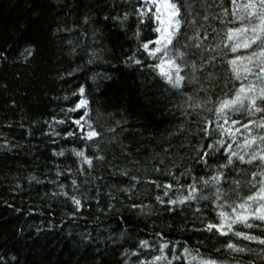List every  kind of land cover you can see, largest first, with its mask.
<instances>
[{
	"label": "trees",
	"instance_id": "obj_1",
	"mask_svg": "<svg viewBox=\"0 0 264 264\" xmlns=\"http://www.w3.org/2000/svg\"><path fill=\"white\" fill-rule=\"evenodd\" d=\"M113 2L0 0V51L8 54L7 61H0V144L7 141L11 146V150L0 149V264H124L127 258L121 253L131 248L136 239L155 242L159 239L155 233L161 231L169 240L187 241L206 256L211 255L227 264H236L237 259L240 264H250L251 261L264 264L259 255L262 246L252 241H238L242 247L254 249L251 253L235 254L223 249L217 253L215 249L222 248L227 241L194 231V228L202 227L196 219L198 214H194L196 204L175 216L163 212L162 206L154 207L151 215H140L128 212L116 200H109L107 193L112 191L123 205L131 202L126 194L117 192L119 187L127 186V178L113 173L125 167L138 168L139 165L134 166L132 160L144 164L146 158L160 152L161 141L183 120L174 107L180 103L178 95L166 92L162 81L153 80L147 71L142 74L137 67L123 63L136 48V41L132 38L135 24L130 20L129 30L125 32L114 20L104 22L105 15L115 16L124 10L119 7L113 10ZM116 2L122 3L123 0ZM214 2L219 3V0ZM225 6H230L228 0H225ZM85 15L92 16L93 20L85 24ZM212 27L222 29L216 21L212 22ZM66 28L73 31H64ZM94 30L95 36L92 35ZM85 32L87 36L82 34ZM144 32L151 36L147 29ZM224 35L221 30L217 40ZM69 40L82 47L72 53L73 45L67 43ZM28 43L35 51L25 60L20 52ZM92 50L99 58L89 65L86 62ZM216 65L215 68L208 66L207 71L216 72L222 79L227 78L219 66V58ZM78 66L81 71H75ZM93 74H99L95 83L91 79ZM105 76L111 79H105ZM84 83L88 84L90 91L99 86L94 93L93 108L103 115L100 122L104 123L106 119V126L112 127L120 122L117 141L101 145L107 162L97 161L93 169L84 166L91 175L76 171L80 160L74 155H53L62 148L80 147L78 142L42 134L50 131L45 121H50L53 115L63 116L60 108L70 105V101L62 97L71 96ZM75 99L73 97L72 101ZM64 127L58 125L57 130ZM196 127V124L189 123L191 130ZM190 138L195 143L199 136ZM107 139H112L111 134ZM183 141V136L170 138L174 145L171 152L179 150L177 162L180 155L189 152L188 148H179ZM122 147L133 155H122ZM191 155L194 153L189 152V157ZM65 169L72 171L57 175L58 171L64 172ZM206 171L208 169L201 170L197 166L195 174L202 176ZM134 174L140 175L142 180L160 175L135 171ZM31 176L41 182L31 180ZM72 179H77L80 184L75 192L71 188ZM61 183L68 186L66 190L70 194L85 197L83 207L75 208L68 197L52 195L60 191ZM159 192L160 189L156 188H138L132 199L149 205L153 203L151 197ZM109 203L122 209L121 215L128 217L127 224L121 221L120 215L108 209ZM73 211L75 215H72ZM129 226L131 239H119L121 229ZM237 230L259 234V230L243 226ZM113 240L118 242L114 244Z\"/></svg>",
	"mask_w": 264,
	"mask_h": 264
},
{
	"label": "snow or ice",
	"instance_id": "obj_2",
	"mask_svg": "<svg viewBox=\"0 0 264 264\" xmlns=\"http://www.w3.org/2000/svg\"><path fill=\"white\" fill-rule=\"evenodd\" d=\"M228 4L230 6H225V0H219V3L214 0H123L117 3L114 0L112 9L124 10L115 16L103 17L104 22L116 21L125 32L129 30L130 20L135 24L132 38L136 41V48L123 63L137 67L142 74L147 71L153 80L162 81L166 92L178 95L180 103L174 107L183 117L175 126L176 130L161 141L160 152L146 158L144 164L132 160L134 166L139 165L138 168L125 167L113 173L127 178V186L119 187L117 192L126 194L131 202L123 205L112 191L107 195L109 200L121 203L128 212L140 215H151L154 207L162 206L163 212L175 216L196 204L194 214H198L196 219L202 227L194 228V231L227 241L222 248L215 249L217 253L222 249L235 254L251 253L254 249L242 247L238 241H252L262 246L259 255L264 260V0H228ZM92 20V16H84L85 24ZM213 21L222 25V29L212 27ZM144 29L151 36L145 34ZM221 30H224V38L217 40ZM82 34L88 35L86 32ZM92 35H96V30ZM67 43L73 45L72 53L82 47L72 40ZM34 51L33 45L28 43L20 56L27 60ZM88 55L86 63L89 65L99 58L95 50ZM218 58L219 66L227 75L225 79L216 72L207 71L208 66L217 67ZM7 59L8 54L0 51V61ZM81 70L79 66L75 69ZM98 76L92 75L93 83ZM104 78L111 79L110 76ZM98 88L97 85L90 91L88 84L84 83L71 96H63L62 99L70 101V105L60 108L63 116L53 115L50 121H45L50 131L42 133L78 142L80 147L62 148L53 155L64 157L68 153L79 158L80 166L76 171L85 175H91L85 165L87 169H93L95 162H107L101 145L105 142L112 144L119 135L117 127L120 122H116V127L106 126L107 120L101 123L103 115L93 108L94 93ZM73 97L76 98L74 102ZM189 123L196 124V129L191 130ZM58 125L65 127L57 130ZM108 134H111V140L107 139ZM181 136L184 141L179 148H188L194 155L189 157V152H185L177 162L179 150L171 152L174 145L170 138ZM190 136H199V139L192 143ZM5 148L11 150L7 141L0 144V149ZM122 155L131 157L133 154L122 147ZM197 166L208 171L202 176L196 175ZM70 171H58L57 175ZM134 171L160 175L142 180ZM182 177L187 180L182 181ZM30 179L41 182L36 176ZM67 187L59 184L60 191L52 195L68 197L75 208L83 207L85 197L70 194ZM112 187L116 188V185ZM71 188L74 192L79 190L77 179L71 180ZM138 188H156L160 192L151 197L152 204L145 205L132 199ZM107 207L127 224L128 217L121 215L122 209L112 203ZM75 214L73 211L72 215ZM239 226L259 230V234L237 230ZM130 232V226L122 228L119 239H131ZM155 236L159 237L155 242L136 239L131 248L121 253L127 258L124 264H227L211 255L206 256L187 241L169 240L163 231ZM85 238L91 240L90 236ZM117 242L113 240L114 244ZM236 264H240L238 259Z\"/></svg>",
	"mask_w": 264,
	"mask_h": 264
}]
</instances>
